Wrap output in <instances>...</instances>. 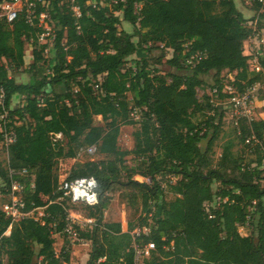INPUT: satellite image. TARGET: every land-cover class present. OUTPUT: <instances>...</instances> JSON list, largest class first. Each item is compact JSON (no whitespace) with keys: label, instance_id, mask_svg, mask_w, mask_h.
<instances>
[{"label":"trees","instance_id":"trees-1","mask_svg":"<svg viewBox=\"0 0 264 264\" xmlns=\"http://www.w3.org/2000/svg\"><path fill=\"white\" fill-rule=\"evenodd\" d=\"M49 12L51 45L39 41L43 29L27 23L24 12L12 22L0 17V115L9 111L17 135L0 176L9 186L10 169L27 170L13 178L23 184L25 210L31 211L14 220L0 209V264H39L40 258V264H69L72 245L60 252L55 245L59 236L68 243V209L79 204L95 220L87 227L75 224L91 244L87 264H135L134 245L150 242L155 248L145 264H264V153L259 145L247 153L245 142L252 134L264 139V119H244L238 134L228 104L229 86L240 92L260 81L264 88V57L259 73L250 68L244 51L253 27L237 2L50 0ZM124 21L131 32L121 27ZM27 44L31 77L18 82L11 72L25 67ZM153 49L161 50L155 61ZM196 52L205 55L192 66L187 59ZM164 58L173 71L157 67ZM212 88L220 92L218 105L210 101ZM15 95L23 102L13 107ZM134 107L141 110L138 120L131 117ZM227 119L234 137L215 158ZM135 124L134 147L123 149L121 128ZM90 145L97 146L94 154L82 152ZM68 159L75 161L62 179L60 162ZM92 176L99 185L96 204L64 194V181ZM117 187L141 203L138 222H129L126 231L120 221L104 220ZM217 197L227 201L214 204ZM240 226L252 233L243 235Z\"/></svg>","mask_w":264,"mask_h":264},{"label":"built area","instance_id":"built-area-1","mask_svg":"<svg viewBox=\"0 0 264 264\" xmlns=\"http://www.w3.org/2000/svg\"><path fill=\"white\" fill-rule=\"evenodd\" d=\"M72 3L75 0H71ZM247 4H258L260 6L259 13L264 14V0H243ZM50 0H0V17H5L9 22L14 21L21 12L25 13V19L27 23L31 25L37 24V26L41 27L43 30L39 34V41L41 43H49L53 44L55 39V32L53 30V26L51 24V16L49 12ZM39 6L44 8V10L39 11ZM72 9L76 17L81 16L80 6L76 3L73 4ZM38 20V22H36ZM253 32L249 38L257 39V51L252 54V57L249 59L250 68L257 73L261 71L260 58L264 57V37H259V32L257 29V20L253 24ZM204 52H196L192 54L188 59V64L194 66L197 62H199L203 57ZM101 80V78H99ZM262 87V82L258 81L251 85H248L244 88L243 91L235 92L232 86L228 87V93L230 97L228 99V104L230 108V119L233 122V126L236 128L238 134H242V121L247 119L248 121H253L257 118V109H258V95L260 89ZM95 88L98 89L99 85L96 84ZM209 95L211 96V103L213 105H218L221 103V98L219 96V91L217 88L209 89ZM4 95H0V103L3 104ZM4 107V105H3ZM139 108L134 107L131 111V117L133 119H140ZM16 131L11 124V120L9 117V111L4 108L3 114L0 115V148L5 151L8 159V149L10 145L16 140ZM62 134L56 133L55 139H61ZM247 145V153H253L254 148L259 145L260 149L264 153V139L257 138L254 134L248 135L245 139ZM82 152L85 151L88 154H94L97 150L96 145L87 146L84 150L81 149ZM263 167H264V159H263ZM27 170L24 168L22 170H14L10 169L9 175L11 178L10 185L8 186V195L9 200L0 205V209L6 214L8 217H12L14 220H19L31 215V211H26V203L23 198V184L18 180L14 179V175L16 174H25ZM150 181V179H147ZM32 187H34V183H32ZM98 181L95 177H80L73 181H64L62 188L64 189V194L71 198L73 202H85L91 205H94L98 202L99 192H98ZM82 195L86 196L85 200ZM90 196H94V200L90 201ZM227 198L222 199L221 197H217L214 201L215 204H220L221 202H226ZM68 226L66 231L68 233V243L67 249H69L70 244L72 245L75 242H80L82 244L87 243V239L81 237L79 232L75 228V224H79L80 227L83 225L93 224L94 219L90 217H86L85 219L79 221L78 213L73 209H68ZM145 231H147L145 229ZM139 233L138 230L136 231ZM136 256H135V264H145L143 262V258L149 255L151 249L155 248V244L150 242L145 246H139L138 244L134 245ZM42 258H40L41 263Z\"/></svg>","mask_w":264,"mask_h":264},{"label":"rangeland","instance_id":"rangeland-1","mask_svg":"<svg viewBox=\"0 0 264 264\" xmlns=\"http://www.w3.org/2000/svg\"><path fill=\"white\" fill-rule=\"evenodd\" d=\"M264 23V21H263ZM123 29H126V31L131 32L133 30V26L131 23L124 21L123 24L121 25ZM125 27V28H124ZM32 46L27 44L26 46V55H25V67L20 69L19 71L16 72H11V74L16 78L18 82H28L31 75L29 72L25 70V68L29 67L30 63L32 62ZM52 46H48V51L46 52L47 57H51L52 55ZM161 54L160 49H153L151 52V60L155 61V59ZM172 52L170 51L167 54V58L171 57ZM133 57H140L138 55H134ZM167 58H164L160 63L156 64L157 67L162 69L164 72L168 71H173V69L165 62ZM131 64L133 63L132 61L130 62ZM226 76L229 75L228 73H224ZM229 77V76H227ZM205 79L208 83H211L212 81V75H207L205 76ZM262 88V87H261ZM264 89V88H263ZM263 89L260 90L259 95H261V92ZM264 92V91H263ZM131 95V94H129ZM199 95L200 97L203 95V91L199 90ZM17 98H20L19 95H15L13 97V103L12 106L15 107L17 102ZM260 101V99H259ZM258 101V104L260 105L261 102ZM23 102V98L20 99L19 104ZM263 103V102H262ZM259 107V106H258ZM258 110V109H257ZM259 112V110H258ZM198 119H202V115H198ZM258 118V116H257ZM98 119H100L98 117ZM100 121V120H99ZM138 128V124L135 125H124L121 128V135L119 137V144L120 147L123 149H132L134 147V137L133 133L134 131ZM234 130L233 126L230 123V120L227 119L224 122L223 130L219 136V138L216 140V144L214 146V151H215V158H217L221 151L222 147L225 144L226 141L234 137ZM204 147V143L202 145ZM241 144L237 142V144L234 147L235 151L240 150ZM83 158H98L101 157L98 154L95 155H85L81 154ZM128 159V164H131L132 161V156H127ZM7 160V155L4 150L0 148V165H4ZM72 159L66 160V161H61L60 162V175L61 178H65L71 163ZM137 179L141 180L142 178ZM218 184H214V188L217 187ZM167 189V186H165ZM8 185H6V182L4 181V178L0 176V205L7 202L9 200V195H8ZM111 200L110 203L107 207V209L104 212V220L105 221H120L122 223V227H126L129 222L137 223L138 218L141 214V203L138 201L136 204H133L132 201L129 199L130 195L126 192L123 191L121 187L115 188L111 193ZM167 198H173V195L171 193L167 192ZM215 204V203H214ZM73 210L78 213V219L79 221L82 222L83 219H85L88 214V210L84 208V205L79 204V205H74ZM38 215L40 216L41 210H37ZM83 227H87V225H83ZM128 229V228H127ZM240 232L243 235L251 234L252 233V228H248L246 226H240L239 227ZM63 237H58L57 243L55 245L56 251H60L61 248V243H62ZM90 243V242H89ZM78 250V258L80 259V264H87L88 262V257H90V251H91V244L85 245L80 242H75L74 245L71 246V251L72 250Z\"/></svg>","mask_w":264,"mask_h":264},{"label":"crops","instance_id":"crops-1","mask_svg":"<svg viewBox=\"0 0 264 264\" xmlns=\"http://www.w3.org/2000/svg\"><path fill=\"white\" fill-rule=\"evenodd\" d=\"M236 2H237V4H238V7H239V9L244 13V15L247 17V18H249L250 20H249V25H251V26H253V24L255 23V21L257 20V29H258V32H259V37H261V36H263L264 37V23H263V21H264V19L263 18H261V15L262 14H260L259 13V10H256L255 8H254V6H253V4H247L246 2H244L243 0H235ZM123 24V23H122ZM259 24H261L262 26H260L259 27ZM125 28V27H124ZM126 30V29H125ZM257 39L256 38H248L246 41H245V51H244V53H245V55H248L249 56V59L252 57V54H254V53H256V51H257ZM32 51V50H31ZM172 52V50L170 49V50H168V53L169 52ZM172 55V54H171ZM30 80V79H29ZM22 97L20 96V98H17V104H16V106H18V105H21V104H19V102H20V99H21ZM259 102H261L260 103V105H259V107H262L263 106V103H262V101H259ZM259 107H258V110H259ZM258 110H257V116H258V119H264V110H259V112H258ZM68 160H70V159H68ZM73 161H72V163H71V166H70V168L72 167V165H73V163H74V159H72ZM70 168H69V170H70ZM68 170V171H69ZM68 173V172H67ZM138 178H141L140 176H138ZM38 210H41V213H43V209H38ZM42 215V214H41ZM123 228V230L124 231H126L127 230V228H128V225H126V227H122ZM60 237V236H59ZM90 241L89 240H87V243L85 244V245H88V244H90L89 243ZM64 244H66L65 243V240H64V238L62 239V243H61V248H60V251H61V249L63 248V245ZM72 245H74V243L72 244ZM60 251H57V252H60ZM78 250H75V248H74V250H72L71 251V261H70V263L69 264H80V259L78 258ZM87 260H89V257H88V259Z\"/></svg>","mask_w":264,"mask_h":264},{"label":"water","instance_id":"water-1","mask_svg":"<svg viewBox=\"0 0 264 264\" xmlns=\"http://www.w3.org/2000/svg\"><path fill=\"white\" fill-rule=\"evenodd\" d=\"M82 197L85 200L86 196L82 195ZM89 198H90V201H93L95 199L94 196H90Z\"/></svg>","mask_w":264,"mask_h":264}]
</instances>
